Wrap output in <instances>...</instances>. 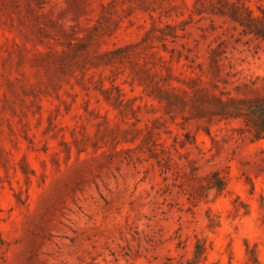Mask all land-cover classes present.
Here are the masks:
<instances>
[{
	"label": "rangeland",
	"instance_id": "374dc122",
	"mask_svg": "<svg viewBox=\"0 0 264 264\" xmlns=\"http://www.w3.org/2000/svg\"><path fill=\"white\" fill-rule=\"evenodd\" d=\"M196 1L0 0V264H264V138L200 111L264 40Z\"/></svg>",
	"mask_w": 264,
	"mask_h": 264
},
{
	"label": "trees",
	"instance_id": "16d2710c",
	"mask_svg": "<svg viewBox=\"0 0 264 264\" xmlns=\"http://www.w3.org/2000/svg\"><path fill=\"white\" fill-rule=\"evenodd\" d=\"M196 3L202 6V11L213 15L230 17L242 28L241 33L243 35H253L257 39L264 40V12H262L261 16L256 15L247 6L246 0H197ZM154 28L158 27L153 26V30ZM166 28L174 30L175 27L167 24ZM166 35L163 34L160 36V39L165 41ZM172 35L176 36L174 32H172ZM112 53H119V49L112 51ZM156 92L160 101L170 99L168 93L162 91L161 88H158ZM201 97L209 98V95L204 93ZM211 100L215 104V107L210 108L209 106H205L200 110L202 111L201 115L204 113L205 115L217 116L222 119L242 118L247 128L253 132L254 138H264V95L255 98L231 97L227 100L212 95ZM204 251L203 246H197L195 257L190 261V264H197Z\"/></svg>",
	"mask_w": 264,
	"mask_h": 264
}]
</instances>
